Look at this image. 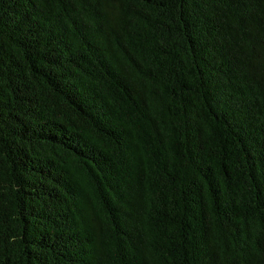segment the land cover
Returning <instances> with one entry per match:
<instances>
[{
  "label": "trees",
  "instance_id": "obj_1",
  "mask_svg": "<svg viewBox=\"0 0 264 264\" xmlns=\"http://www.w3.org/2000/svg\"><path fill=\"white\" fill-rule=\"evenodd\" d=\"M0 264H264V0H0Z\"/></svg>",
  "mask_w": 264,
  "mask_h": 264
}]
</instances>
